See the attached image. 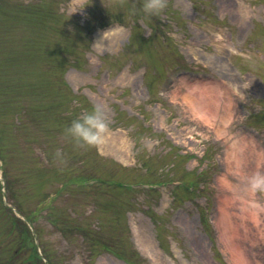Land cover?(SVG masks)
<instances>
[{
	"label": "rangeland",
	"instance_id": "374dc122",
	"mask_svg": "<svg viewBox=\"0 0 264 264\" xmlns=\"http://www.w3.org/2000/svg\"><path fill=\"white\" fill-rule=\"evenodd\" d=\"M140 2L0 0V264H264V209L218 181L264 204L226 160L264 153V0ZM93 104L107 140L81 148L64 128Z\"/></svg>",
	"mask_w": 264,
	"mask_h": 264
},
{
	"label": "clouds",
	"instance_id": "9594fccd",
	"mask_svg": "<svg viewBox=\"0 0 264 264\" xmlns=\"http://www.w3.org/2000/svg\"><path fill=\"white\" fill-rule=\"evenodd\" d=\"M124 7L123 4L118 5ZM140 9L146 18L152 16H162L168 7V0H141ZM137 7L131 4L126 8V15L132 18L137 14ZM110 128V120L102 106L93 104L85 110L82 115L71 120L64 128V136L75 143V145L84 147H96L106 142L107 133ZM57 157L64 160L60 152L56 153ZM253 187L264 184V176L257 174L252 178Z\"/></svg>",
	"mask_w": 264,
	"mask_h": 264
},
{
	"label": "bare ground",
	"instance_id": "6f19581e",
	"mask_svg": "<svg viewBox=\"0 0 264 264\" xmlns=\"http://www.w3.org/2000/svg\"><path fill=\"white\" fill-rule=\"evenodd\" d=\"M204 96H207L208 94H204L202 93ZM196 110H198L197 106L195 107ZM251 139V137H249L248 135H243L240 140H242V142H246V140L250 141L249 139ZM114 150L118 153H121L123 152L122 150V146H114L113 147ZM264 153L263 152H260L258 153L257 155V160H256V168L253 169L251 167V169H245L241 166V162L242 163H245V162H249L250 160L249 159H245V161H235L234 159H229V155L227 156L226 160H227V169L229 171H238V172H242L241 173V181L243 182L244 181V177L248 176L250 177L251 176V172L253 173V176H256L257 174H259L260 176H264V164L263 166H261V164L259 165V161L260 159H263L264 157ZM218 181L221 185V191H231L234 198H239L241 201H242V208H244V210H248L250 211L247 212L250 214V217L252 219V221L254 222V224L258 223V211L259 210H263L264 209V204H260L258 202H254V201H247L245 197L241 198L242 194L241 193H244V194H247L249 197L251 198H254L255 197V191L253 188H250V187H246V186H239V185H234L233 182L229 179V176L228 174H223L221 177L218 178ZM252 181V180H250ZM241 194V195H240ZM238 195V196H237ZM237 196V197H236ZM221 201H223L224 203H228V201L230 200L229 198H227V196L224 194L223 197H221L220 199ZM144 247L147 251H150L152 252L151 250V247L150 246H147V243L144 244Z\"/></svg>",
	"mask_w": 264,
	"mask_h": 264
},
{
	"label": "trees",
	"instance_id": "16d2710c",
	"mask_svg": "<svg viewBox=\"0 0 264 264\" xmlns=\"http://www.w3.org/2000/svg\"><path fill=\"white\" fill-rule=\"evenodd\" d=\"M136 25H138V24H136ZM147 39H148V38H145L144 41L147 40ZM10 92H12V94H15V93H16L14 89H11ZM8 99H9V98H6V100H8ZM22 224H23V226H24L25 232H27L26 224H25L24 222H23ZM31 238H32V237H31ZM32 245H33V243H32ZM33 255H34V257H35V259H36V261H37V264H42V263H41V260H40V257H39V255H38V252L36 251V249L34 248V246H33Z\"/></svg>",
	"mask_w": 264,
	"mask_h": 264
}]
</instances>
